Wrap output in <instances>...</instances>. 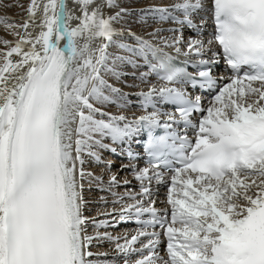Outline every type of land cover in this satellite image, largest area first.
<instances>
[{"label": "snow or ice", "instance_id": "6c2138e0", "mask_svg": "<svg viewBox=\"0 0 264 264\" xmlns=\"http://www.w3.org/2000/svg\"><path fill=\"white\" fill-rule=\"evenodd\" d=\"M0 6V264H264V0Z\"/></svg>", "mask_w": 264, "mask_h": 264}, {"label": "bare ground", "instance_id": "6f19581e", "mask_svg": "<svg viewBox=\"0 0 264 264\" xmlns=\"http://www.w3.org/2000/svg\"><path fill=\"white\" fill-rule=\"evenodd\" d=\"M124 1L125 0H117V3L121 6V7H124L123 6V4H124ZM127 1V0H126ZM133 1H135V0H133ZM17 2V0H0V5H4V4H15ZM18 2L20 3V4H22V5H24L25 6V8H26V6H27V3H28V0H18ZM154 2H163V3H167V2H169V0H155ZM138 3V2H137ZM136 3V4H137ZM139 4V3H138ZM69 6L71 7L72 6V0H69ZM130 5H128V7H129ZM133 6V5H132ZM132 6L131 7H129V8H132ZM140 5H134L133 7H139ZM126 7V6H125ZM118 9H112V11L114 12V11H117ZM0 15H9V16H12V17H16V18H18V17H20V16H22V15H24V12H23V10L22 9H20V8H18V7H15V6H13V7H9V8H6V7H3V6H0ZM116 27H121L122 26V22L121 23H117L116 25H115ZM131 28H132V30L133 31H135V32H137L138 34H144V32H145V30L144 29H142L141 27H140V25L139 24H137V25H134V23H130V25H129ZM155 26V25H154ZM163 27H169V26H171V24L170 23H165V24H163L162 25ZM151 29H147V31H150ZM0 35H7L5 32H4V30H3V27L2 26H0ZM10 38V37H9ZM129 42H131V41H129ZM110 50H113V49H110ZM222 66V62L220 63V67ZM219 67V68H220ZM145 69H141V71H144ZM191 70V69H190ZM125 71H131V69L130 68H126L125 69ZM221 74H223V73H221ZM220 74V75H221ZM223 75H225V74H223ZM226 76V75H225ZM127 79V81H128V83L130 84V83H132L133 81H132V78L131 77H127L126 78ZM110 82H113V83H115V81H112L111 79H110ZM117 86H122V85H117ZM123 90L124 91H128V92H135V91H138L139 89H137V88H129V87H123ZM198 94V93H197ZM204 98H205V102H207V98H208V96L209 95H202ZM132 99H135V97H133ZM110 109H113V108H105V110L106 111H110ZM112 112H116L115 110H111ZM122 111H125V114L126 115H132L133 113H135V114H137L138 115V113L137 112H139V111H137L136 112V110H135V107H132V108H129V109H126V110H122ZM140 113V112H139ZM107 142V141H106ZM135 142V141H134ZM134 150L135 151H138L139 149L137 148V147H135L134 148ZM105 154V153H104ZM105 156H107V159H109V160H112L115 164H119L120 162H127V160H126V157L125 156H122V155H119V154H117V155H114V154H110V153H108L107 155L105 154ZM119 156H122V158H119ZM140 166H146L144 163H143V161L141 160L140 161ZM87 168H88V170H90V171H93V172H99L100 171V166H96V165H94V164H88L87 166H86ZM113 170H115V169H113ZM124 173V175H125V172H123ZM126 173H128V172H126ZM125 176H129V178H130V175H125ZM136 182L135 181H133V184H135ZM120 191H123V189H119ZM166 194H167V188L165 187V186H160V187H158V189H157V195H156V197H155V199H156V201H157V203H156V207L157 208H159V209H163L166 205H165V203H161V201H166ZM85 195L87 196L88 195V193L86 192L85 193ZM92 195H93V197H95V196H98V195H102V193H95V192H93L92 193ZM89 207H91L92 208V210L94 209V208H96V206H95V204H92V205H89ZM106 207H111V205L109 204V205H107ZM103 209H104V207H102L101 209H100V211H103ZM95 210V209H94ZM96 213H97V211H95V212H90V213H86L87 215H92V216H95L96 215ZM135 227L134 226H132V225H130L129 223H127V224H120L118 227H116L115 229H108V231H112L114 234H116V233H120V232H122L123 230H125V229H134ZM104 229H102L101 231H103ZM106 248V247H105ZM163 248H164V246H160V252H161V255H164V250H163ZM98 249H102V248H93L92 249V251H97ZM107 249V248H106Z\"/></svg>", "mask_w": 264, "mask_h": 264}, {"label": "rangeland", "instance_id": "374dc122", "mask_svg": "<svg viewBox=\"0 0 264 264\" xmlns=\"http://www.w3.org/2000/svg\"><path fill=\"white\" fill-rule=\"evenodd\" d=\"M155 0H151V2H154ZM139 4H138V3ZM147 2H149V0H135V1H133V0H131V2H130V0H125L124 1V4H123V6L125 7H128V5H130L129 7H131L132 5L134 6V5H140L141 3H147ZM137 3V4H136ZM132 6V7H133ZM134 25H137V23H134ZM131 98H133V97H131ZM108 109L109 108H113V109H110V111L111 110H115V111H117L116 109H115V106H110V107H107ZM135 110H136V112L137 111H139V109H137V108H135ZM138 114H140L139 112H137ZM106 155L108 154V153H105ZM105 154H104V156H105ZM106 158H107V156H105ZM120 175L123 177V176H125V175H130V173H126L125 172V175H124V173L123 172H121L120 173ZM95 206H96V208H94L91 212L93 213V212H95V211H98V210H100L102 207H106V206H103V205H99V204H95ZM99 219H103L104 217H98ZM102 230V229H101ZM90 231H91V229H90ZM107 249H106V248ZM99 248H102V249H98L97 251H107L108 250V245L107 244H105V245H103V247H99Z\"/></svg>", "mask_w": 264, "mask_h": 264}]
</instances>
